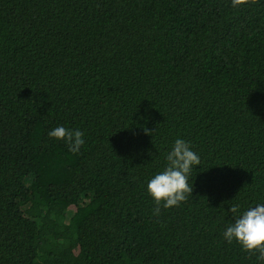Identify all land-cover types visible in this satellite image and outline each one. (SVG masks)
Segmentation results:
<instances>
[{
	"label": "trees",
	"instance_id": "trees-1",
	"mask_svg": "<svg viewBox=\"0 0 264 264\" xmlns=\"http://www.w3.org/2000/svg\"><path fill=\"white\" fill-rule=\"evenodd\" d=\"M231 5L0 0V264H264L222 235L264 203V0ZM177 138L193 192L153 215Z\"/></svg>",
	"mask_w": 264,
	"mask_h": 264
},
{
	"label": "clouds",
	"instance_id": "clouds-1",
	"mask_svg": "<svg viewBox=\"0 0 264 264\" xmlns=\"http://www.w3.org/2000/svg\"><path fill=\"white\" fill-rule=\"evenodd\" d=\"M248 0H232V7L246 4ZM145 134H152L145 127ZM50 138L65 140L71 153H79L85 144L84 133L57 126L48 131ZM167 166L152 177L147 185L148 192L154 198L153 215H159L161 208L179 207L187 201L193 192L189 178L195 166L201 164V156L193 150L191 143L183 138L175 139L171 150L166 154ZM229 211L234 215V222L223 231L224 240L238 242L244 251L257 254V259L264 261V203H258L243 212L239 205H231Z\"/></svg>",
	"mask_w": 264,
	"mask_h": 264
}]
</instances>
